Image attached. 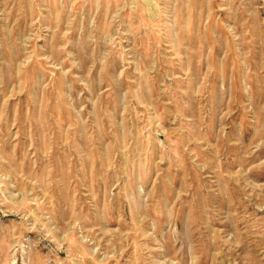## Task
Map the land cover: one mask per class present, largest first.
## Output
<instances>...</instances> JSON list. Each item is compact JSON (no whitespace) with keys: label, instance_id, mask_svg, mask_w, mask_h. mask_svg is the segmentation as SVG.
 <instances>
[{"label":"rangeland","instance_id":"obj_1","mask_svg":"<svg viewBox=\"0 0 264 264\" xmlns=\"http://www.w3.org/2000/svg\"><path fill=\"white\" fill-rule=\"evenodd\" d=\"M0 264H264V0H0Z\"/></svg>","mask_w":264,"mask_h":264}]
</instances>
